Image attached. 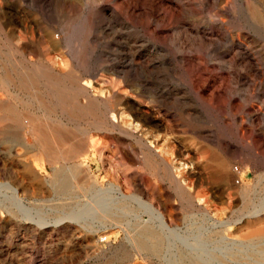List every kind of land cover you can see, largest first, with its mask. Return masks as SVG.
Listing matches in <instances>:
<instances>
[{
	"label": "rangeland",
	"instance_id": "obj_1",
	"mask_svg": "<svg viewBox=\"0 0 264 264\" xmlns=\"http://www.w3.org/2000/svg\"><path fill=\"white\" fill-rule=\"evenodd\" d=\"M0 19L50 74L25 88L2 67L27 61L0 42V264H264L255 219L205 229L264 205V0H0ZM29 117L57 131L54 151Z\"/></svg>",
	"mask_w": 264,
	"mask_h": 264
},
{
	"label": "bare ground",
	"instance_id": "obj_2",
	"mask_svg": "<svg viewBox=\"0 0 264 264\" xmlns=\"http://www.w3.org/2000/svg\"><path fill=\"white\" fill-rule=\"evenodd\" d=\"M94 3L95 2H91V5H94ZM87 22H89L90 24L92 23V15H88L87 16ZM6 24L0 19V42H2V43H4V45L6 46V48L8 49V55H9V57H13V58H16V56L18 57V56H20L19 54H21L22 56H23V59H24V61H27V63H26V65H24V64H21V61H19L17 58H16V60L15 59H13V60H15V61H13V63H10V64H8L7 66H3L2 67V69L3 70H5L6 72H8L9 74H17V75H21V76H23L24 78L22 79V84H23V86L26 88V87H28L29 86V88L30 87H35L36 85H37V83H38V81H37V75L40 73V74H42V75H44V76H49L50 74H49V72H48V70H47V68L44 66V65H42L41 63H36L35 61H33L31 58H29L27 55H26V52H23L21 49H20V47H18V45L16 44V43H13V41L12 40H10L9 39V37L7 36V27L5 26ZM254 27V26H253ZM204 36H205V34H204ZM14 40V39H13ZM239 43V42H238ZM200 50H201V48H199ZM244 53H246V52H244ZM249 53V52H248ZM243 55V54H242ZM245 56V55H244ZM251 56V55H250ZM178 57H180V56H178ZM194 57V56H193ZM175 58V57H174ZM198 58V57H197ZM247 58H249V57H247ZM246 58V59H247ZM251 58V57H250ZM9 60H10V58H9ZM147 60H149V59H147ZM179 60V59H178ZM187 60V59H186ZM185 60V61H186ZM255 60H256V58H255ZM258 60V59H257ZM11 61V60H10ZM135 61V60H134ZM143 61V60H142ZM152 61H155V59L154 60H152ZM189 61V60H188ZM139 62V61H138ZM137 62V63H138ZM144 62H145V60H144ZM172 62V61H171ZM255 62H257V61H255ZM262 62V61H261ZM7 63V62H6ZM142 63V62H141ZM167 63H168V61H167ZM258 63V62H257ZM263 63V62H262ZM182 64V63H181ZM261 64V63H260ZM131 65H133V64H131ZM135 65V64H134ZM133 65V66H134ZM148 65H149V63H148ZM155 65H156V63H155ZM188 65V64H187ZM258 65H259V63H258ZM262 65V64H261ZM260 65V66H261ZM126 66V65H125ZM138 67V66H137ZM146 67V66H145ZM148 67V66H147ZM173 67V66H172ZM200 67V66H199ZM264 67V66H263ZM124 68V67H123ZM193 68V67H192ZM127 69V68H126ZM137 69H139V68H137ZM173 69V68H172ZM171 69V70H172ZM201 69V68H200ZM259 69V68H258ZM257 69V70H258ZM264 69V68H263ZM132 70V69H131ZM143 70H145V69H143ZM179 70V69H178ZM261 70V69H260ZM260 70H258V71H260ZM138 71V70H137ZM152 73V72H151ZM188 73V72H187ZM139 74V73H138ZM264 74V73H263ZM133 75V74H132ZM262 76V75H261ZM126 77V76H125ZM263 77V76H262ZM19 78V77H18ZM73 79V78H72ZM20 80V79H19ZM67 81V80H66ZM87 81V80H86ZM195 81V80H194ZM199 81V80H198ZM53 82H56L55 80H53ZM144 82V81H143ZM200 82V81H199ZM203 82V81H202ZM200 83V84H203V83ZM4 83H5V81H4ZM198 83V82H197ZM6 84V83H5ZM8 84V83H7ZM81 84V83H80ZM154 84V83H153ZM12 85V84H11ZM145 85V84H144ZM143 85V86H144ZM152 85V84H151ZM9 86V85H8ZM62 86V85H61ZM92 86V85H91ZM146 86V85H145ZM11 87V86H10ZM58 91L59 92H61L62 93V95H63V97L61 98V104L63 105V106H65L66 108H73V107H75V106H72V104L74 103L73 101V99H71L68 95H64L67 91H66V88H59L58 89ZM79 92H81V91H79ZM157 92V91H156ZM85 94H86V98H87V103H83L82 105H77L76 107H78V109H77V111L78 112H80V113H86L87 112V114H88V112H89V110L90 109H92V107H93V104H92V98H91V93L89 92V91H85L84 92ZM55 94V93H54ZM60 94V93H59ZM64 96L66 97V98H64ZM161 96V95H160ZM170 96V95H169ZM159 97V96H158ZM181 97V96H180ZM81 99H83V98H81ZM73 100V101H72ZM85 100V99H84ZM92 100V101H91ZM170 100V99H169ZM181 100V99H180ZM191 100V99H190ZM91 101V102H90ZM154 101V100H153ZM189 102V101H188ZM60 104V103H59ZM186 104H188V103H186ZM175 105V104H174ZM167 107V106H166ZM168 107H170V105L168 106ZM170 109V108H169ZM172 109V108H171ZM74 110V109H73ZM76 110V109H75ZM17 112V111H16ZM189 112V111H188ZM191 113V112H190ZM10 114H11V112H10ZM31 114V113H30ZM12 116H13V114H11ZM189 115V114H188ZM18 116V115H17ZM20 116V115H19ZM114 116V115H113ZM16 116L14 115V118H15ZM21 117V116H20ZM193 117V116H192ZM191 118V117H190ZM6 119V118H5ZM26 123L30 126V127H36V125H39L38 124V121L37 120H35L34 118H32V117H29V118H26ZM21 121V120H20ZM3 123V122H2ZM20 126V125H19ZM43 128H40V125H39V129H37L36 130V128H34V133L35 132H37V133H39V134H41V135H43V136H41V141L44 143L43 145H45L47 148H49L51 151H54V145H59V139L57 138V136L58 135H56V134H58L57 133V131L56 130H54L53 132L55 133L56 132V134H54V135H52V139L50 138V137H48V136H46V132L45 131H43L42 130ZM50 132H51V130H50ZM53 134V133H52ZM204 134V133H203ZM56 135V136H55ZM39 136V135H38ZM65 140V139H64ZM69 140V139H68ZM204 140V139H203ZM64 141L62 140V143H63ZM71 142V141H70ZM61 143V144H62ZM93 143V142H92ZM91 143V144H92ZM66 145V144H65ZM69 145V144H68ZM150 145V144H149ZM219 145V144H218ZM224 145V144H223ZM226 146V145H225ZM63 147H64V145H63ZM62 147V148H63ZM92 147V146H91ZM152 147V146H151ZM66 148V147H65ZM64 148V149H65ZM71 148V147H70ZM82 148V147H81ZM148 148H150V147H148ZM79 149V148H78ZM153 149V148H152ZM261 149V148H260ZM63 150V149H62ZM227 150V149H226ZM232 150V149H231ZM190 151V150H189ZM235 151V150H234ZM186 152V151H185ZM196 152V151H195ZM233 152V151H232ZM78 153V152H77ZM79 154V153H78ZM60 155V154H59ZM80 155V154H79ZM79 155H78V157H79ZM61 156H65L66 158H76L77 157V154H72V155H69V154H67V155H64V154H62ZM146 156V155H145ZM183 156V155H182ZM84 157V156H83ZM152 157V156H151ZM80 159V158H79ZM152 159H154V158H152ZM145 160V159H144ZM255 160H256V158H255ZM147 161V163H149V166H151V168H155V165H154V162L153 161H151L150 159H147L146 160ZM212 163H213V165H214V167H215V171H216V174H217V177L219 178V180H221V181H223V182H225V183H229L231 180H232V176H233V171H234V169H233V166L231 165V162L229 161V160H225L223 157H221L220 155H214V157L212 158ZM244 161V160H243ZM205 162V161H204ZM260 162V161H259ZM244 164V163H243ZM257 164V163H256ZM182 165H183V163H182ZM209 165V164H208ZM254 165V164H253ZM88 168H89V166H87ZM149 168V167H148ZM255 169V168H254ZM71 171H69L70 173H71V175L73 176V177H76V175L77 174H79V171H78V169H74V168H71L70 169ZM82 170H84V169H82ZM204 170H205V168H204ZM214 170V169H213ZM88 171V170H87ZM197 171V170H196ZM212 171V170H211ZM257 171V170H256ZM199 172V171H198ZM197 172V173H198ZM206 172V171H205ZM191 174V173H190ZM207 174V173H206ZM262 174H264V173H262ZM63 175V174H62ZM261 175V174H260ZM88 176V175H87ZM86 176V177H87ZM193 176V175H192ZM196 176H198V175H196ZM262 176V175H261ZM206 177V176H205ZM84 178V177H83ZM261 178V177H260ZM202 179V178H201ZM68 180H69V178L68 177H66V175H64V176H62V177H57V179H56V183H58L59 184V186H61V187H63V188H65V187H67V182H68ZM196 181V180H195ZM206 181V180H205ZM203 182H204V180H203ZM197 183V182H196ZM205 183V182H204ZM217 183V182H216ZM210 185V184H209ZM90 186H91V184H90ZM69 187V186H68ZM13 189H14V191L15 192H18V189L17 188H14V187H12ZM64 191H65V189H64ZM95 191V190H94ZM93 191V192H94ZM88 192H90V191H88ZM243 192H245V191H243ZM210 193V192H209ZM246 193V192H245ZM93 194V193H92ZM213 197V196H212ZM197 201V200H196ZM203 201V200H202ZM233 201V200H232ZM234 202V201H233ZM237 202V201H236ZM104 202H102V204H103ZM96 204H97V202H96ZM98 204H99V201H98ZM101 204V201H100V204H99V206H103ZM109 203H107L106 205H108ZM196 204V203H195ZM206 204V203H205ZM229 204V203H228ZM90 205V204H89ZM95 205V204H94ZM93 205V206H94ZM110 205V204H109ZM197 205V204H196ZM91 206H92V204H91ZM98 206V207H99ZM194 206V205H193ZM237 206V205H236ZM245 206L246 207H248V210L244 213V214H242V215H240L239 216V218L238 219H232V220H228V221H220V220H216V219H214V217L212 216V215H210L209 217L211 218L210 219V221H213V223H210L209 224V227L208 228H205V229H208L207 231L208 232H220V231H229V230H231L232 229V227H234V225H238V224H242L245 220H252V219H255L256 221H258L259 222V226H258V228L255 230L256 232H258V233H264V222H261V221H264V220H261L263 217H264V205H259V206H253V207H251V208H249L250 206L248 205V202L246 201L245 202ZM98 207H96V208H98ZM110 207V206H109ZM112 207V206H111ZM110 207V208H111ZM113 207H114V205H113ZM112 207V208H113ZM148 207L150 208V210L152 211V212H154V213H156L157 215V217L159 218V220L161 221V225H162V227L164 228V229H166V230H168L169 229V231L171 230L172 231V229H171V227L169 226V224L167 223V221H166V218H165V216L159 211V210H157V209H155L154 207H153V205L152 204H149L148 205ZM235 207V206H234ZM106 207H104V209H105ZM109 208V209H110ZM200 208H203V207H200ZM209 208V207H208ZM99 209V208H98ZM206 210V213L205 214H208L209 213V210L207 209V208H205ZM101 210H103V208L101 209ZM106 210H107V208H106ZM107 211H109V210H107ZM218 211V210H217ZM216 211V212H217ZM238 211V210H237ZM236 211V212H237ZM91 211L90 210H87L86 212H82V214L83 215H85V214H89ZM100 212V211H99ZM101 213V212H100ZM99 213V214H100ZM103 213V212H102ZM204 213V212H203ZM212 213V212H211ZM210 213V214H211ZM26 214V213H25ZM97 214V213H96ZM95 214V215H96ZM215 214V213H214ZM92 215H94V214H92ZM197 215H199V214H197ZM209 215V214H208ZM222 216V215H221ZM217 218V217H216ZM219 218V217H218ZM72 219V218H71ZM213 219V220H212ZM221 219V218H220ZM223 219V218H222ZM221 219V220H222ZM157 220V219H156ZM203 221V220H202ZM201 222V221H200ZM253 222V221H252ZM255 222V221H254ZM253 222V223H254ZM261 222V223H260ZM204 223V222H203ZM198 224V223H197ZM206 224V223H205ZM262 224V225H261ZM203 225V224H202ZM236 227V226H235ZM198 228V227H197ZM163 229V230H164ZM199 229V228H198ZM243 229V228H242ZM200 230V229H199ZM198 230V231H199ZM202 230V229H201ZM206 231V230H205ZM206 231V232H207ZM239 232H240V230H239ZM155 233V232H154ZM197 233V232H196ZM205 233V232H204ZM233 233V232H232ZM170 234V233H169ZM172 234H174V232L172 233L171 232V235ZM231 234V233H230ZM234 234V233H233ZM170 235V236H171ZM175 235H176V233H175ZM174 235V236H175ZM193 235L194 234H192V237H193ZM224 235V234H223ZM248 235V234H247ZM147 236V235H146ZM150 236H154L153 234H150ZM168 236V235H167ZM166 236V238H168ZM201 236V235H200ZM226 236V235H225ZM171 237H173V235L171 236ZM170 237V238H171ZM189 237V236H188ZM192 237H190V238H192ZM195 237V236H194ZM196 237H197V235H196ZM195 237V238H196ZM224 237V236H223ZM223 237H221V238H223ZM149 238V237H148ZM181 238V237H180ZM199 238H202V237H199ZM203 238H205V237H203ZM226 239L228 238V237H225ZM177 239V238H176ZM182 239H183V237H182ZM197 239V238H196ZM196 239H194L193 240V242L196 240ZM252 239H253V237H252ZM255 239V238H254ZM150 240V239H149ZM173 240H175V239H173ZM205 240H206V238H205ZM259 240V239H258ZM176 241V240H175ZM190 241V240H189ZM199 241V240H198ZM201 241H203V240H200L199 242H201ZM222 241V240H221ZM177 242V241H176ZM206 242V241H205ZM235 242H237V240H234V243ZM180 243V242H179ZM263 243H264V239H263ZM161 243L159 242V240L157 241V243H154V244H150V243H148V242H144V241H140L139 242V245L142 247V248H152V249H155L156 250V248L157 247H159V245H160ZM171 244V243H170ZM169 244V245H170ZM176 244V243H175ZM205 244V243H204ZM167 245H168V242H167ZM166 245V246H167ZM192 245H193V243H192ZM264 245V244H263ZM183 246V245H182ZM204 246V245H203ZM174 247H176V246H174ZM192 247V246H191ZM202 247V246H201ZM188 248H190V247H188ZM193 248V249H192ZM191 249L192 250H197L196 252L198 253V251H201L202 250V248H201V250H199L200 249V247L198 248V247H192ZM204 249V248H203ZM205 250H207V248L205 249ZM159 251V250H158ZM208 251V250H207ZM188 252V251H187ZM205 252V251H204ZM181 253V252H180ZM189 253V252H188ZM259 253V252H258ZM261 253H262V255L264 254V252L263 251H261ZM192 255V254H191ZM196 255V254H195ZM185 256V255H184ZM194 256V255H193ZM210 256V255H209ZM260 256V255H259ZM185 258V257H184ZM188 259V258H187ZM191 260V261H190ZM190 260H188V261H190L191 262V264H209V262H207L208 260L207 259H205L204 257H203V255H201L200 253L197 255V256H195L194 258H192V259H190ZM258 260V259H257ZM252 261H254V260H252ZM259 261V260H258ZM257 261V262H258ZM256 262V263H257ZM214 264V263H213Z\"/></svg>",
	"mask_w": 264,
	"mask_h": 264
},
{
	"label": "built area",
	"instance_id": "obj_3",
	"mask_svg": "<svg viewBox=\"0 0 264 264\" xmlns=\"http://www.w3.org/2000/svg\"><path fill=\"white\" fill-rule=\"evenodd\" d=\"M103 240H106V239H103Z\"/></svg>",
	"mask_w": 264,
	"mask_h": 264
}]
</instances>
